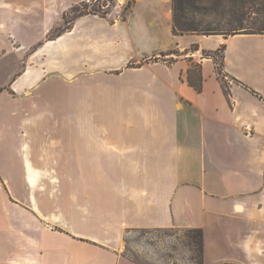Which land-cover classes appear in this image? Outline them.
<instances>
[{
    "label": "crops",
    "instance_id": "crops-1",
    "mask_svg": "<svg viewBox=\"0 0 264 264\" xmlns=\"http://www.w3.org/2000/svg\"><path fill=\"white\" fill-rule=\"evenodd\" d=\"M85 1L0 0V264H135L124 233L170 227L264 264V34L176 35L134 0L45 39Z\"/></svg>",
    "mask_w": 264,
    "mask_h": 264
},
{
    "label": "rangeland",
    "instance_id": "rangeland-1",
    "mask_svg": "<svg viewBox=\"0 0 264 264\" xmlns=\"http://www.w3.org/2000/svg\"><path fill=\"white\" fill-rule=\"evenodd\" d=\"M132 3L133 0H125L122 4H118L116 0H86L65 14L61 23L58 22L54 28L49 30L45 39H54L59 33L65 31L69 27L68 23L77 15L87 13L105 15L108 13L113 17H123L129 11ZM169 3L172 8L173 0H169ZM201 4L203 5L195 7L188 5L189 7L185 10L188 21L198 28L197 34L203 35L211 32L207 30L208 28L228 34L233 32L264 33V0H257L256 3L249 2L242 17H237L235 12L229 10L228 7L214 6L213 0H204ZM81 51L77 42L72 40L64 49H59V54L70 62V59L72 61L73 57ZM219 56L220 54L215 56L219 77L224 83L229 82V79L221 73ZM193 69L194 72L198 70L195 66ZM59 93L63 96L67 95L68 91L65 88H60ZM70 150L72 152L71 148ZM186 229L188 228L170 227L127 230L123 235V248L120 253L135 264H199L195 234L187 232Z\"/></svg>",
    "mask_w": 264,
    "mask_h": 264
},
{
    "label": "trees",
    "instance_id": "trees-1",
    "mask_svg": "<svg viewBox=\"0 0 264 264\" xmlns=\"http://www.w3.org/2000/svg\"><path fill=\"white\" fill-rule=\"evenodd\" d=\"M251 1H253V3L257 2V0H213V5L217 7H222V8L228 7L230 8L229 10H233L235 12L234 14H236L237 17H242L247 4H249V2ZM203 2L204 0H173L172 31L174 34L182 35V34H188V33H196V34L198 33L199 31L198 28H196V26H193V24H191L190 21H188L189 19L187 18V14L185 13V10L189 6L195 7L196 5L197 6L203 5L201 4ZM207 30H210L211 32L207 34H203V35L221 34V35L226 36V35H232V34H239L237 32H233L231 34L220 33L210 28H208ZM245 34H264V33L263 32H250V33H245ZM186 231L189 233L195 234L194 239L197 240V246H198V252H199V264H203L202 263V230L199 228H189V229H186Z\"/></svg>",
    "mask_w": 264,
    "mask_h": 264
},
{
    "label": "built area",
    "instance_id": "built-area-1",
    "mask_svg": "<svg viewBox=\"0 0 264 264\" xmlns=\"http://www.w3.org/2000/svg\"><path fill=\"white\" fill-rule=\"evenodd\" d=\"M118 2V4H122L123 1L125 0H116Z\"/></svg>",
    "mask_w": 264,
    "mask_h": 264
}]
</instances>
